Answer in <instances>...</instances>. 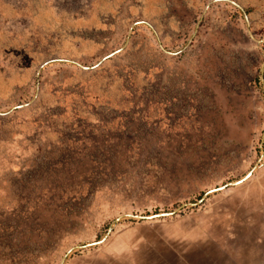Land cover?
<instances>
[{
	"label": "rangeland",
	"instance_id": "374dc122",
	"mask_svg": "<svg viewBox=\"0 0 264 264\" xmlns=\"http://www.w3.org/2000/svg\"><path fill=\"white\" fill-rule=\"evenodd\" d=\"M207 1L0 0V264H264V43Z\"/></svg>",
	"mask_w": 264,
	"mask_h": 264
},
{
	"label": "water",
	"instance_id": "95a60500",
	"mask_svg": "<svg viewBox=\"0 0 264 264\" xmlns=\"http://www.w3.org/2000/svg\"><path fill=\"white\" fill-rule=\"evenodd\" d=\"M216 1L227 2V3L233 4L234 6H236V7L242 12V15H243V17H244V20H245V23H246V33H247V37H248L252 42H254L256 45H259V44L264 43V33H263V35H262L260 38H255V37L253 36L252 32H251L250 29H249V23H248V20H247V17H246V15H245L244 10H243L242 7H241L239 4H237L235 1H233V0H208V1L206 2V4H205V8H206L211 2H216ZM116 51H119V49H116V50H114V51H111V52L107 53L106 55H104L103 57H101L100 60H104V59L108 58L109 56L113 55ZM50 60H52V59H48V60H45V61H43L42 63H40L39 66H38L37 69H36L35 75H38V73H39V69L41 68V66H42L43 64H45V63H48V61H50ZM75 64H77L78 66H80L81 68H84V69H89V68H91V66H82V65H79L78 63H75ZM25 104H26V103L21 104V105H17L16 107H21V106H23V105H25ZM252 171H253V167L250 168V169L247 171V173H246L243 177H241L240 179H238V180H236V181H234V182L224 183V184H222V185H220V186H216V187H213V188L207 189L206 191L203 192L202 197L199 199V201H201V200H202V199H203L208 193H210V192H214V191H216V190L223 189V188H225L227 185H232V184H235V183H240V182H242L245 178H247L249 175H251ZM199 201H198V202H199ZM184 205H185V204H180L177 208H175V209L172 210V211H168V212H160V213H157V214H154V215H151V216L154 217V216H157V215H167V214H172L174 211L178 210L179 208L183 207ZM125 216H134V217H138V218H142V219L148 217V216L140 215V214H139V215H135V214H127V213H126V214H120V215L116 216V217L113 219V222H115V221H117L119 218H121V217H125ZM109 231H111V227H108V228H107V231L105 232L104 236H103L100 240H98V241H102L103 239H105V237L107 236V234L109 233ZM98 241H95V242H92V243H96V242H98ZM75 247H78V245L70 246V247H69V248H68V249H67V250L61 255V257H60V259H59V264H63V263H64V261H65V259H66V256L68 255V253H69L72 249H74Z\"/></svg>",
	"mask_w": 264,
	"mask_h": 264
},
{
	"label": "trees",
	"instance_id": "16d2710c",
	"mask_svg": "<svg viewBox=\"0 0 264 264\" xmlns=\"http://www.w3.org/2000/svg\"><path fill=\"white\" fill-rule=\"evenodd\" d=\"M84 181H85V178L83 179ZM90 183H89V186H93V179H90V180H88ZM72 182H74L75 183V181L74 180H67L66 178H64V185L63 186H70L71 184H72ZM77 183H81L82 182V180H78V181H76Z\"/></svg>",
	"mask_w": 264,
	"mask_h": 264
}]
</instances>
